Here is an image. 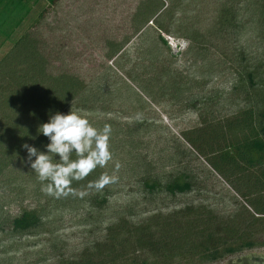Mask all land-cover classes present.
I'll return each mask as SVG.
<instances>
[{
  "label": "rangeland",
  "instance_id": "374dc122",
  "mask_svg": "<svg viewBox=\"0 0 264 264\" xmlns=\"http://www.w3.org/2000/svg\"><path fill=\"white\" fill-rule=\"evenodd\" d=\"M45 4L36 3L9 39L0 36V59ZM47 18L54 30L39 38L42 59L58 70L61 60L49 52L70 54L68 65L78 67L75 85L83 87L60 113L72 108L97 128L109 125L112 158L59 196L41 188L32 192L30 183L21 190L12 186L15 172L6 174L3 208L12 215L35 210L39 223L0 238V264H82L86 258L89 264H211L194 254L169 259L139 250L135 238L141 233L134 228L148 223L157 239L166 223L185 222L200 210L223 220H264L248 203L257 198L255 179L262 178L264 166L248 170L238 164L222 174L209 163L222 148L217 137L245 133L225 132L224 126L264 102V0H61ZM159 25L166 29L161 36L172 39L169 48L157 40ZM19 62L14 71L25 73L24 86L47 84L48 65L38 58L29 66ZM90 66L99 74L87 81ZM131 77L152 79L151 92ZM197 134L202 150L187 139ZM105 173L114 181L96 187ZM178 176L191 188L171 194L165 186ZM255 221L258 251L264 225Z\"/></svg>",
  "mask_w": 264,
  "mask_h": 264
},
{
  "label": "trees",
  "instance_id": "16d2710c",
  "mask_svg": "<svg viewBox=\"0 0 264 264\" xmlns=\"http://www.w3.org/2000/svg\"><path fill=\"white\" fill-rule=\"evenodd\" d=\"M39 1L40 0H0V36L5 40L9 39L18 26L21 25L23 20L31 13L33 10L32 6ZM44 1L46 4L37 11L36 16L32 19L31 23L24 28L23 33H21L19 38L14 42L10 51L0 59L1 190L4 187V176L6 174L8 176V173L11 171L15 172L12 178L14 181L12 186L21 189L23 183L24 187L30 183L33 185L32 192L41 188V182L38 180L35 172H33L29 164L25 162L27 153L21 145L28 143L29 145L35 146L38 150L43 151V146L48 143V140L42 134H38V126L47 122L50 115L55 114L57 111L61 112L73 101L83 88L79 86L76 87L75 78L77 76H75V68L78 67L68 65L67 60L69 59H67V56L70 54L63 53L61 50L62 48L59 49L62 52L50 51V54L48 53L54 60L57 58L61 60L60 69L56 70L55 65H51L47 60L42 59L45 58L42 56L45 50H42L39 46L41 43L39 38H43V36L48 37V35L53 32L54 27L52 30L47 21V17L51 9L56 7L61 0ZM157 29H159L160 32L156 35L157 40L162 44H166L169 48L167 40L164 38L165 35L161 36V33L164 34V30L166 29L160 25L157 26ZM42 45L44 48L46 47L44 44ZM53 45L56 46L58 44L54 41ZM89 45L91 46V44ZM107 52L106 50V53ZM10 57L12 60H6ZM37 58L42 61V64L48 65L49 67V72L43 71L44 74L49 76L47 84L45 83L38 86L35 83L30 86H24V82H29V79L23 76L25 73L18 70L16 72L14 69L19 67V61L26 62L25 64L29 66L32 64L31 61L37 60ZM90 60L92 61L93 57H90ZM89 63L90 61L87 62V65ZM106 63L107 62H105V64ZM116 65L120 68V64L116 63ZM90 68L91 71H85V74L89 76L87 81L94 79L95 75L99 74V71H93L92 68L94 67L90 66ZM23 69H25V71L29 70L25 67H23ZM93 72L96 73L93 74ZM14 73H16V76L10 77ZM50 73H53V75H49ZM39 74L43 73L39 72ZM18 76H21V78L18 79ZM31 80L34 82L33 79ZM128 80L131 83L144 87L147 93L151 92L149 87H153L150 85L152 79L146 82L143 78L139 80L138 77H131V79L128 78ZM250 82L252 81L250 80ZM262 82L264 83V77L260 80V84ZM262 86H264V84ZM196 101L195 99L191 100L192 104L190 108H194V102ZM243 114H245V116L240 120L236 119L237 121L235 123L224 126L225 132L229 133L245 131L241 138L234 136V138L226 140L223 133L220 138L217 137V139L220 140L219 144L222 148L217 155H212L210 157L209 163L222 174L228 172V166H238V164H242L239 166H243V168H247L248 170L264 166V102L256 112L251 113L244 111ZM167 115L172 119L170 114L167 113ZM33 137H35V139H33ZM201 138H203L202 134L198 135L195 139L193 137H187L188 141L196 148H200L199 142ZM203 142L206 143L205 141ZM207 146L209 147V145ZM208 147L207 150H211V148ZM208 152L213 153V151ZM72 158L75 159L74 154ZM74 181L80 182V180ZM255 181L256 183L254 186H256L257 198L253 201L248 200V203L249 206L253 208L255 214L264 215V172L262 173V178L258 177ZM44 183H47V181ZM146 186L152 188L155 185L147 183ZM165 188L171 194L181 193L190 190L191 184L184 178L178 176L173 181L167 183ZM247 191H251V189ZM245 197L247 196L245 195ZM3 207L4 204L0 203L1 239H4L6 235L11 232L26 231L37 226L39 223V217L35 210L22 209L19 213L12 215ZM190 215L191 214L188 216ZM240 217L223 220L212 215L208 211L200 210L197 211L192 218L189 217L185 222H179L174 226H172V224L170 225V223H166L167 228L161 231L157 239H153L152 235L149 234V224L146 223L143 226L134 228V232L141 233L140 236L135 238V244L139 250L146 249L154 257L169 259L175 257L185 258L187 255L194 254L197 255L200 261L210 262L228 253L258 244L254 239V235L259 228H252L253 222L254 220H256L255 222H260L258 224L261 227L264 225V220L253 219L251 216L252 218L242 217L243 220L239 221ZM117 228H119V225L115 226L113 229L110 228L111 233H109L108 239L114 238L113 234ZM125 240L126 239H121L120 242H125ZM116 258L118 259L119 256L117 255ZM84 261L85 262L82 264H89V259L86 258Z\"/></svg>",
  "mask_w": 264,
  "mask_h": 264
},
{
  "label": "clouds",
  "instance_id": "9594fccd",
  "mask_svg": "<svg viewBox=\"0 0 264 264\" xmlns=\"http://www.w3.org/2000/svg\"><path fill=\"white\" fill-rule=\"evenodd\" d=\"M37 132L48 140L43 151L28 143L21 147L27 153L25 162L41 182V191L49 195L63 194L72 181L83 179L97 167H104L112 158L111 127L105 124L97 128L86 114L72 108L67 114L57 111L50 115L47 122L38 126ZM114 179L102 174L95 186L103 188Z\"/></svg>",
  "mask_w": 264,
  "mask_h": 264
},
{
  "label": "flooded vegetation",
  "instance_id": "af4514ba",
  "mask_svg": "<svg viewBox=\"0 0 264 264\" xmlns=\"http://www.w3.org/2000/svg\"><path fill=\"white\" fill-rule=\"evenodd\" d=\"M256 245L244 248L232 253H228L221 258L210 261L211 264H263L264 262V245L260 246L261 250H256Z\"/></svg>",
  "mask_w": 264,
  "mask_h": 264
},
{
  "label": "built area",
  "instance_id": "2783aa9c",
  "mask_svg": "<svg viewBox=\"0 0 264 264\" xmlns=\"http://www.w3.org/2000/svg\"><path fill=\"white\" fill-rule=\"evenodd\" d=\"M167 40L168 46L170 47V45L172 44V39L170 37L165 36L164 37ZM175 48V46H173Z\"/></svg>",
  "mask_w": 264,
  "mask_h": 264
},
{
  "label": "crops",
  "instance_id": "0c3cea01",
  "mask_svg": "<svg viewBox=\"0 0 264 264\" xmlns=\"http://www.w3.org/2000/svg\"><path fill=\"white\" fill-rule=\"evenodd\" d=\"M33 8H34V6H32ZM32 11H34V10H32Z\"/></svg>",
  "mask_w": 264,
  "mask_h": 264
},
{
  "label": "water",
  "instance_id": "95a60500",
  "mask_svg": "<svg viewBox=\"0 0 264 264\" xmlns=\"http://www.w3.org/2000/svg\"><path fill=\"white\" fill-rule=\"evenodd\" d=\"M263 264H264V262H263Z\"/></svg>",
  "mask_w": 264,
  "mask_h": 264
}]
</instances>
